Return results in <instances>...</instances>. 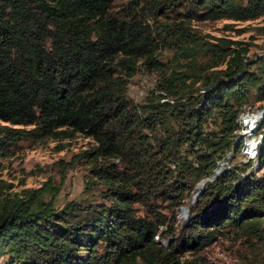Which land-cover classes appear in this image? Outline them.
I'll list each match as a JSON object with an SVG mask.
<instances>
[{"label":"trees","instance_id":"trees-1","mask_svg":"<svg viewBox=\"0 0 264 264\" xmlns=\"http://www.w3.org/2000/svg\"><path fill=\"white\" fill-rule=\"evenodd\" d=\"M112 1L0 0V159L24 137L25 126L39 137L82 133L95 143L88 158L105 163L93 174L112 201L108 207L72 201L52 211L40 188L6 198L0 257L20 264H179L183 253L227 233L264 248V177L242 175L240 164L205 181L186 222L174 228L184 197L231 151L245 94L262 84L260 77L248 71L231 41L184 35L183 22H175L173 42L182 59L194 60L201 51L211 60L202 69L223 62L225 68L197 74L198 94L178 72L161 88L171 102L160 101L162 94L132 101L125 80L172 27L112 14ZM184 2V20L264 15V0ZM212 118L216 130L208 126ZM256 155L262 168L264 141ZM162 226L165 247L154 240Z\"/></svg>","mask_w":264,"mask_h":264},{"label":"rangeland","instance_id":"rangeland-1","mask_svg":"<svg viewBox=\"0 0 264 264\" xmlns=\"http://www.w3.org/2000/svg\"><path fill=\"white\" fill-rule=\"evenodd\" d=\"M185 6L184 0H113L109 5V12L120 17L136 15L149 24H160V26L165 24V27H172L175 22H183L184 35L188 34L212 43H216L219 38L232 42L230 47L239 50L240 58L248 65V71L260 77L262 84L258 88H249L245 94L235 121L236 129L231 135V138H237L238 143L233 145L232 142L231 151L224 156V161L217 163L223 165V170L240 164L242 175L263 178L264 166L259 168L257 165V155L253 159L248 158L258 151L261 141H264V119L248 135L240 138L238 134L241 131H248L249 127L243 123L245 117L264 111L262 108L264 107V15L243 21L196 18L184 20L182 13ZM173 36V27L170 30L165 29L164 41L156 43L151 59L142 57L137 60L132 76L125 80V92L132 101L141 102L150 95L159 94L164 97L160 101L168 100L169 97L165 96L167 93L161 88L165 87L168 75L175 76L178 72H184L181 78L185 80L187 86L192 85L191 93L197 90L196 94H198L201 84H199L200 79L196 77L197 74L203 71L204 74H208L213 72L212 70L225 68L223 62L208 70L202 69L211 60L201 51L195 55L194 60L182 59L181 49L177 47L176 41L173 42L175 40ZM219 76L224 78V75L219 74ZM217 124L218 120L212 118L208 126L210 130H216ZM32 127L25 126L24 137L17 140L9 148L7 156L0 159V204L6 198L16 196L23 198L26 191L40 188L41 201L49 204L52 211L59 210L72 201L81 205L107 207L111 205V199L106 196V184L93 174L94 168H103L105 163L102 160L93 162L86 154L95 145L91 138L82 133L64 137L53 133L39 137ZM109 161L118 164L116 159ZM213 178L205 180L210 181ZM193 193L194 190L189 196L184 197L182 205L190 206L189 201ZM180 207L175 210V232L188 217L187 215L183 219L180 217ZM133 208L137 214L141 213L138 205H133ZM163 230V226L158 228L154 240L165 247L169 237ZM178 260L179 264H264V248L255 242L244 243L237 235L227 233L219 235L215 241L196 252L183 253ZM0 264L20 263H9L7 256L3 255L0 257ZM136 264L142 263L138 261Z\"/></svg>","mask_w":264,"mask_h":264},{"label":"bare ground","instance_id":"bare-ground-1","mask_svg":"<svg viewBox=\"0 0 264 264\" xmlns=\"http://www.w3.org/2000/svg\"><path fill=\"white\" fill-rule=\"evenodd\" d=\"M264 118V111L259 112L258 114L255 115H250L247 116V118L245 117L243 119V123L248 126V131H241V133L238 134V136L241 138V136H246L248 135V133H251L253 129H255L256 126H259V124L262 123V120ZM242 123V121H241ZM239 138V139H240ZM257 154V151L254 152V154H252L249 159H253ZM224 167L222 164H219L216 169L214 170V172L212 173V175L209 178H212L218 174H220L223 171ZM219 177V176H218ZM206 180L201 181L200 183H198L196 185V188L194 190L193 195L191 196V201L195 199V197L197 196L198 193H200L201 188L203 187V184ZM213 181V180H212ZM202 191V190H201ZM198 199V198H197ZM191 201H189V203L191 204ZM187 208L188 206H184L182 208H180V217L183 219L186 217L187 215ZM187 219V218H186Z\"/></svg>","mask_w":264,"mask_h":264},{"label":"water","instance_id":"water-1","mask_svg":"<svg viewBox=\"0 0 264 264\" xmlns=\"http://www.w3.org/2000/svg\"><path fill=\"white\" fill-rule=\"evenodd\" d=\"M236 143H238V142H237V138L234 139V141H233V145H235Z\"/></svg>","mask_w":264,"mask_h":264},{"label":"built area","instance_id":"built-area-1","mask_svg":"<svg viewBox=\"0 0 264 264\" xmlns=\"http://www.w3.org/2000/svg\"><path fill=\"white\" fill-rule=\"evenodd\" d=\"M263 108V110H264V107H262ZM246 114V113H245ZM240 117V116H239ZM262 135V134H261ZM260 134H259V136H261ZM243 144H244V142H243ZM249 159V158H248ZM208 179H210L209 177H207Z\"/></svg>","mask_w":264,"mask_h":264}]
</instances>
